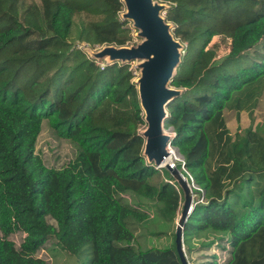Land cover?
I'll return each instance as SVG.
<instances>
[{
  "label": "trees",
  "instance_id": "16d2710c",
  "mask_svg": "<svg viewBox=\"0 0 264 264\" xmlns=\"http://www.w3.org/2000/svg\"><path fill=\"white\" fill-rule=\"evenodd\" d=\"M27 1L0 0V264H46L36 254L52 238L70 255L88 248V264H181L175 243L132 246L128 220L147 214L124 195L155 201L173 219L183 193L171 177L152 183L169 172L142 155L145 122L129 65L100 69L72 47L128 46L121 0ZM164 1L185 44L170 83L183 93L168 105L164 129L205 198L185 223L184 245L219 233L225 264H264V139L231 136L224 119L225 110H252L264 92V0ZM216 36L230 39L218 64L208 49ZM43 121L77 148L61 169L46 168L35 153ZM16 233L19 247L9 238Z\"/></svg>",
  "mask_w": 264,
  "mask_h": 264
},
{
  "label": "rangeland",
  "instance_id": "374dc122",
  "mask_svg": "<svg viewBox=\"0 0 264 264\" xmlns=\"http://www.w3.org/2000/svg\"><path fill=\"white\" fill-rule=\"evenodd\" d=\"M36 2L38 3V0H36ZM154 2L164 4L168 8L170 6L169 3L164 0H154ZM31 3L32 1L30 0L26 2V4L30 5ZM123 13H125L124 6L122 12L119 14V19L122 22H127V26L131 30L132 39L127 45L128 47L136 46L141 42V39L136 36L137 32L133 29L132 23L130 21L123 20ZM165 16L166 13L164 11L162 13V17ZM27 26L30 27L31 30L35 29L31 24L25 25L24 28ZM30 39L34 40L36 38L32 36ZM23 43L31 44L29 39L24 40ZM182 45H184L185 48V44L182 43ZM229 46L230 39L218 36L212 38L210 44L208 45V49H214L216 64L220 63L222 59L226 57L229 52ZM72 47L82 50L90 58H92V53H95L102 48V46L92 47L88 43H72ZM182 54L183 52H181V55ZM96 64L106 65V61L96 60ZM127 65H129V69L134 75L132 82L135 83L140 75L139 70L137 69L138 62H132ZM224 114L226 122L229 125L228 129L231 136L239 135L244 139L248 137L247 134L250 132L255 133L257 136L264 139V92L257 98L256 105L252 110L241 112L225 110ZM43 122L45 123L43 124L41 132L35 143V153L40 157L46 168L56 170L61 169L75 158L77 148L72 142L55 137L53 132L48 127L47 121ZM139 127V132L142 133L146 125H141ZM164 132L170 134L172 131L170 129H164ZM174 156L176 157V155ZM169 178L170 174L167 176L163 172H159L154 176L152 183L159 186L164 182H168ZM193 194L195 196L193 206L195 207V205L201 204L200 200L202 194L195 189H193ZM124 198L126 200H124L123 203H129L133 208H138L141 212H145L147 214V219L143 222L128 220V225L134 233L132 246L136 250H145L151 247H171L174 243L175 228L181 212L182 204L177 212V216L170 219L163 215L161 212V205L155 201L144 200L131 193L124 195ZM47 221L49 224L55 225V222L50 218H47ZM9 238L16 247H19L23 235L21 233H16L11 235ZM224 239V235H219V233L203 232L202 234H199V236L191 239L189 247L184 245L183 240L184 254L187 262L189 264H225L229 259V249ZM36 256L44 260L46 264H88L91 259V253L88 248H85L84 251L82 250L78 255H70L58 246L53 238L48 240L44 247L37 252Z\"/></svg>",
  "mask_w": 264,
  "mask_h": 264
},
{
  "label": "water",
  "instance_id": "95a60500",
  "mask_svg": "<svg viewBox=\"0 0 264 264\" xmlns=\"http://www.w3.org/2000/svg\"><path fill=\"white\" fill-rule=\"evenodd\" d=\"M125 7L122 18L132 23L136 36L141 42L136 46L104 45L91 54L92 60H105L106 65L129 64L138 62L136 90L145 129L141 133L144 139L143 153L148 164L156 169H166L183 193V203L175 228V248L181 264H189L183 247L185 223L194 206L192 190L182 173L164 163L169 156L167 145L173 135L164 132V121L168 116V105L179 98L183 90L170 86L176 69L181 61L184 45L172 33V24L162 17L168 9L154 0H121ZM161 166V167H160Z\"/></svg>",
  "mask_w": 264,
  "mask_h": 264
},
{
  "label": "built area",
  "instance_id": "2783aa9c",
  "mask_svg": "<svg viewBox=\"0 0 264 264\" xmlns=\"http://www.w3.org/2000/svg\"><path fill=\"white\" fill-rule=\"evenodd\" d=\"M98 66L100 67V69H103L106 65L104 64V65H98ZM166 148H167V151H168V153H169L168 158H169L171 155H173V156L176 155V157H175L174 159L170 160L169 163H166V164H169L170 167H171L172 169L176 168V166H177L178 164H180V170H181L182 172H184V173L187 175V177H185V178L187 179L189 185L191 186V190H192V201H193V203H194V200H195V196H194V194H193V189L197 190L199 193L202 194V197H201L200 203L205 202V201H204V200H205V198H204V191H203L200 187H198L197 185H195L193 178H192V177L190 176V174L186 171V169H185V163H184L183 158L178 154L177 150H176L174 147L171 146V143H169V144L167 145ZM160 167H161V166H160ZM159 169H162V168H159ZM180 170H179V171H180ZM181 171H180V172H181ZM182 172H181V173H182ZM183 176H184V175H183Z\"/></svg>",
  "mask_w": 264,
  "mask_h": 264
},
{
  "label": "bare ground",
  "instance_id": "6f19581e",
  "mask_svg": "<svg viewBox=\"0 0 264 264\" xmlns=\"http://www.w3.org/2000/svg\"><path fill=\"white\" fill-rule=\"evenodd\" d=\"M175 156L171 155L169 158L166 159L164 163H169L170 160L174 159Z\"/></svg>",
  "mask_w": 264,
  "mask_h": 264
},
{
  "label": "crops",
  "instance_id": "0c3cea01",
  "mask_svg": "<svg viewBox=\"0 0 264 264\" xmlns=\"http://www.w3.org/2000/svg\"><path fill=\"white\" fill-rule=\"evenodd\" d=\"M229 47H230V46H229ZM224 119H225V122H226L225 114H224ZM226 125H227V127H229V125L227 124V122H226Z\"/></svg>",
  "mask_w": 264,
  "mask_h": 264
},
{
  "label": "clouds",
  "instance_id": "9594fccd",
  "mask_svg": "<svg viewBox=\"0 0 264 264\" xmlns=\"http://www.w3.org/2000/svg\"><path fill=\"white\" fill-rule=\"evenodd\" d=\"M183 175V174H182ZM193 205V204H192Z\"/></svg>",
  "mask_w": 264,
  "mask_h": 264
}]
</instances>
